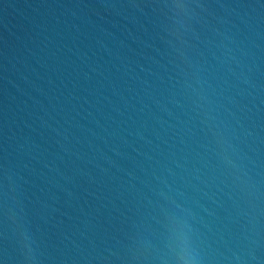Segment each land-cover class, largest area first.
I'll return each mask as SVG.
<instances>
[{
  "label": "water",
  "instance_id": "water-1",
  "mask_svg": "<svg viewBox=\"0 0 264 264\" xmlns=\"http://www.w3.org/2000/svg\"><path fill=\"white\" fill-rule=\"evenodd\" d=\"M0 264H264V135L0 96Z\"/></svg>",
  "mask_w": 264,
  "mask_h": 264
}]
</instances>
